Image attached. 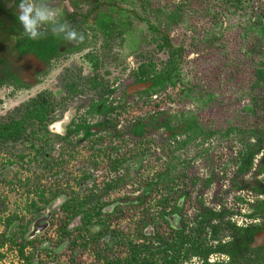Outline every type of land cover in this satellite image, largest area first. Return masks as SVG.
<instances>
[{"label": "flooded vegetation", "instance_id": "obj_1", "mask_svg": "<svg viewBox=\"0 0 264 264\" xmlns=\"http://www.w3.org/2000/svg\"><path fill=\"white\" fill-rule=\"evenodd\" d=\"M18 2L0 0V89L5 95L0 99L9 103L36 88L35 96L26 101L34 104L37 121L0 118V184L4 185L0 215L5 212V219L12 221L7 236L12 237L19 222L27 220V211L37 214L31 219L29 238L45 231L61 212V221L71 222L61 228L62 235L69 236L74 228L86 231V244L92 241L98 246L99 237L115 232L109 230L112 223L138 221L141 208V221L150 222L141 236L155 244L135 245L137 231L133 232L124 247L127 252L117 257L118 264H157L146 260V255L157 253H162L163 264H242V259H253L250 253L242 257V246L236 245L242 227L250 225H235L229 206L214 199L212 183L209 178L201 180L192 161L169 155L171 150L181 154L187 146V136L181 138L186 134L185 121L172 125L171 117L176 116L157 100V93L179 81L164 89L155 87L153 69H145L144 62L135 65L131 61L137 59L135 55L114 53L112 45L119 48L124 43L132 21L101 12L93 18L91 31L86 21L99 3L86 12V0H38L44 7L58 9L62 19L84 35L83 42H67L47 30L38 40L14 39L22 31L16 18ZM57 21L59 17L45 27ZM146 23L154 31L153 24ZM98 38L102 52L91 51V40ZM176 57L172 55L167 63L173 60L178 66ZM128 64L136 67L126 68ZM140 83L146 87L132 90ZM138 95L141 105L151 109L147 119L130 115ZM27 102L12 107L24 110L22 120L33 114ZM70 109L71 119L60 121ZM149 171L154 178L140 181V174ZM51 191L55 195L46 198ZM155 194L159 198L152 206L148 202ZM8 196L22 197L23 203L11 208ZM44 221L47 226L29 236L33 224ZM258 232H264L263 227L254 235Z\"/></svg>", "mask_w": 264, "mask_h": 264}, {"label": "rangeland", "instance_id": "obj_2", "mask_svg": "<svg viewBox=\"0 0 264 264\" xmlns=\"http://www.w3.org/2000/svg\"><path fill=\"white\" fill-rule=\"evenodd\" d=\"M95 3H99L98 8L92 12L90 21H86V28L88 27L89 30L91 27V31L94 29L95 23L92 20L96 14L99 15L101 12H112L113 18L121 16L120 18L123 20H131L132 27L125 34L124 43L120 44L119 48L115 47L116 44L112 45L114 53H119L123 57H134L135 55L137 59L134 57L131 60L135 65L144 62V68H151L155 73L165 66L173 54L168 47L160 50L158 44L161 39L158 34L152 31L145 21L137 20L134 15L148 19L151 24L156 25L157 21L153 13L156 7L172 9L177 3H185L181 11L180 22L168 26L165 30L171 47L180 51L178 54H174L179 61V83L175 87L164 90L161 94L157 93V100L164 103L165 107H169L170 113L176 116V118L171 117V121H174L172 125L178 126L182 121H186L187 118L194 115L196 121L205 129L224 131L226 127L230 126L242 128L249 123L254 124L257 122L256 119L260 118L259 115L256 118L255 114H250L247 111L246 107L250 103L246 96H241L238 100L235 99L239 94L240 86L233 80V71L236 63L242 61V55L239 52L242 45V23L246 20V16L242 15V8L225 5L222 0H86V12ZM62 5L65 3L63 2ZM91 44V51L102 52L99 38L91 40ZM144 60L149 65H146ZM151 63L153 64L150 67ZM135 65L128 64L126 68H135ZM123 78L125 79V77ZM187 86H194L198 99L194 95L189 97L185 95ZM207 93L212 94L208 101H206ZM35 94L36 88L30 92L18 94L9 103L3 104L5 99H0V118L10 116L20 121H37L35 106L31 108V105L34 104L31 101H26ZM2 96L5 95L3 89H0V97L2 98ZM136 97H138L134 99L136 108L130 107V115L147 119L146 116L151 113V109L141 105V95ZM22 102H27V109L30 114L33 113L23 120L20 118V114L24 110L18 112L20 108L17 110L12 108L13 105ZM72 112L70 109L66 113L67 121L71 119ZM122 117L125 118L126 114ZM186 136L187 133L181 138ZM247 137L253 140V137L245 136L235 130L227 136H222L219 133L198 135L196 139L187 142V146L181 154L172 152V150L169 153L178 161H192L191 165L198 173L202 174V181L209 178V183H212L210 187L213 188L214 199L220 204L229 206L231 217L234 218L236 226L237 224H242V226L264 224L263 213L250 216L255 211L256 201L264 200V195L257 196L250 188H242L243 183L253 186L258 183L264 184V174L257 172L261 154L255 157L249 172L243 177H234L243 142L248 139ZM177 139L179 136L174 137V140L177 141ZM207 166L210 168L208 169ZM201 168L203 169L201 170ZM195 170L190 174L195 173ZM156 172H154L155 175ZM146 176L151 178L154 175L152 176L149 171V175L148 173L140 174L139 180L146 181ZM234 182L238 188L232 185ZM0 190H4V185L0 184ZM210 191L209 189L207 197L211 196ZM54 195L55 193L53 194L51 191L45 194V197L51 198ZM160 196L162 197L163 194L161 193ZM207 197L204 196L208 199ZM8 198L11 208L14 206L18 208L19 204L23 203L22 197L21 200L14 196H8ZM158 198L159 195L155 194L148 204L156 205ZM28 201L29 199H27ZM56 214L57 216L48 222L45 231L29 238L27 233L31 229V219L37 214L27 211L25 215L27 220L20 221L18 228L15 229V234L9 237L6 233L12 221L8 222L5 219L7 213H1L0 264H107L104 260L105 257L111 259L125 255L123 251L127 252V249L124 248L127 246L126 242L131 240L130 235L135 231H137V237L133 240L135 245L145 244L148 241L147 246L155 244L151 238L141 236V231L145 230L150 223L141 221V208L138 221L112 223L109 230L114 229L115 232L110 236L99 237L98 246H94L92 241L90 244L82 245L87 239L86 231L74 228L69 236L62 235L61 228L71 222L61 221V212H56ZM154 223L162 225L159 221ZM78 233L81 235L76 236ZM107 241L110 244H113L114 241L116 244L107 247L109 246L105 245ZM99 249L100 251H98ZM105 249H109V251L105 252ZM147 258L157 264L164 262L162 253L146 255V260Z\"/></svg>", "mask_w": 264, "mask_h": 264}, {"label": "trees", "instance_id": "obj_3", "mask_svg": "<svg viewBox=\"0 0 264 264\" xmlns=\"http://www.w3.org/2000/svg\"><path fill=\"white\" fill-rule=\"evenodd\" d=\"M222 2L228 6L242 8V15L246 16V20L242 23V45L239 52L242 55V61L236 63L233 71V80L240 86L239 94L235 99L238 100L241 96H246L250 103L246 107L247 111L250 114H255L256 118L259 115L260 118H257V122L254 124L249 123L242 128L230 126L226 127L224 131H217L216 129H205L196 121L195 116L191 115L185 121L186 142L194 140L198 135L219 133L222 136H227L233 130L245 136L253 137V140L247 137L248 139H245L243 142L239 164L234 177H243L249 172L254 164L255 157L259 154H261V157L257 172L264 174V0H222ZM185 3H177L172 9H164L163 7H156L154 9L153 13L157 24L151 27L161 39L159 44L160 49L167 46L171 47L165 30L168 26L176 25L180 22L181 11ZM141 20L148 22L147 19ZM170 51L173 55L180 52L179 49L175 48H171ZM178 73V66H175L173 60L169 61L160 71L155 73L153 86H159L160 89L166 88L167 84L175 86L179 78ZM198 92L200 93V91ZM185 95L187 97L194 95L197 99L199 98L195 94L194 86H187ZM211 95L210 93L206 94V101L210 100ZM232 185L238 188L235 182ZM245 187L250 188L257 196L264 195V184L262 183H258L255 186L243 183L242 188ZM254 207L255 211L250 216L262 213L264 216L263 199L257 200ZM263 226L264 224H254L242 227V234L237 237L236 245L242 246V257L248 253L255 255L250 260L242 259V264H264V247L252 248L249 245L253 240L254 233L262 229ZM82 245L85 246L86 242ZM106 245H109L107 247H111L110 244ZM104 251L108 252L109 249H105ZM104 260L107 264H118L116 257L111 259L105 257Z\"/></svg>", "mask_w": 264, "mask_h": 264}, {"label": "clouds", "instance_id": "obj_4", "mask_svg": "<svg viewBox=\"0 0 264 264\" xmlns=\"http://www.w3.org/2000/svg\"><path fill=\"white\" fill-rule=\"evenodd\" d=\"M59 21L49 27H45L47 22ZM16 18L22 31L19 37L14 39L38 40L46 34V30L57 38H62L67 42H83L84 35L71 28L67 21L62 19V14L58 9H51L42 6L38 0H19L16 4Z\"/></svg>", "mask_w": 264, "mask_h": 264}, {"label": "water", "instance_id": "obj_5", "mask_svg": "<svg viewBox=\"0 0 264 264\" xmlns=\"http://www.w3.org/2000/svg\"><path fill=\"white\" fill-rule=\"evenodd\" d=\"M146 87L145 84L140 83L135 85V87L132 88V90H142ZM60 121H67V118L64 117V119L60 120ZM49 216V214H46L44 216V220ZM33 229L31 231V233L29 234V236L34 235V233H36V231H40L43 230L46 226H47V222L44 221L43 225H40V223L35 222L33 224ZM251 247H257V246H264V232H258L257 234L254 235L253 241L250 243Z\"/></svg>", "mask_w": 264, "mask_h": 264}]
</instances>
